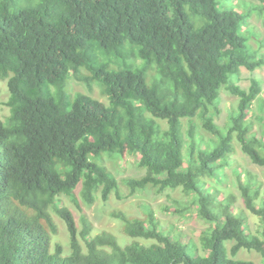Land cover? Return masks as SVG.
I'll use <instances>...</instances> for the list:
<instances>
[{"label": "trees", "instance_id": "16d2710c", "mask_svg": "<svg viewBox=\"0 0 264 264\" xmlns=\"http://www.w3.org/2000/svg\"><path fill=\"white\" fill-rule=\"evenodd\" d=\"M243 24L219 0H0V82L9 94V113L0 112V264H251L235 258L242 248L264 261V224L251 232L236 196L217 195L212 183L226 181L234 141L264 167V139L249 120L255 100L264 110L262 82L238 83L264 55L247 52ZM116 55L136 66L116 67ZM151 67L159 79L149 83ZM72 76L106 86L108 102L67 92ZM223 85L237 97L225 127L214 119ZM196 118L213 137L204 139ZM126 149L144 175L119 180L92 158ZM238 178L245 208L264 219L260 187ZM120 183L131 195L181 188V209L207 224L204 252L181 232H164L150 203L143 218L122 215L131 238L123 245L112 233L92 234L85 214L79 229L59 199L81 185L88 204L97 192L108 200ZM52 211L66 225L67 249L55 240ZM137 239L155 246L143 252Z\"/></svg>", "mask_w": 264, "mask_h": 264}, {"label": "rangeland", "instance_id": "374dc122", "mask_svg": "<svg viewBox=\"0 0 264 264\" xmlns=\"http://www.w3.org/2000/svg\"><path fill=\"white\" fill-rule=\"evenodd\" d=\"M219 8H232L241 12L244 16V24L241 33L246 38V50L252 58L255 53L264 55V12L259 0H219ZM140 61V60H139ZM114 65L119 66H133L136 64L132 59H124L123 57L114 56ZM139 64V63H137ZM85 68L82 69V74H87ZM74 75V74H73ZM239 73L233 75V78L238 77ZM255 76L261 79L262 87L264 90V66L257 68L254 72L243 69L240 74L238 83L244 87H249L251 84V77ZM159 79V74L154 67L147 72V81L152 83ZM106 86L102 85L99 81H94L91 85L72 76L67 83V92L72 95H85L89 94L95 98L108 102V96L103 94ZM221 111L215 115V121L222 127L226 126L228 122L229 112L237 109V97L231 94L228 90L221 88ZM8 91L5 82H0V112L3 115L9 113V107L5 104L8 99ZM264 99V94L261 95ZM249 120L253 124L251 132L255 133L259 138L264 139V110L261 108L260 101H254L252 110L249 114ZM185 120V128H186ZM197 130L204 135V139L212 136V133L201 127V121L196 118ZM94 138V136H93ZM101 156V157H100ZM100 156H93V160L105 165L107 169L112 172L119 180L125 176L139 177L145 174V170L138 164V155L124 150L119 154L103 153ZM102 158V159H101ZM237 172H236V171ZM251 176L253 181L260 187V194L257 199L259 206L264 205V167L258 166L245 154L240 143L234 141V152L231 155V164L224 169L226 181L222 185H218L212 181L216 188L217 195L233 194L236 196V203L240 205L244 216L247 218V227L251 232L256 230L264 224V219L257 214L249 212L245 208L240 189L239 178ZM119 193L112 192L108 200H104L97 192V198L92 204H88L83 199L81 194V185L75 189V196L62 194L59 199L61 204L69 209L74 217L79 229L82 228L81 216L86 215L92 226V234H100L103 232L112 233L117 237L120 244H127L131 242V238L124 233V221L122 215L125 216H138L143 218L145 216L142 208L143 203H150L162 230L164 232H171L178 234L182 233V238L185 242L192 239L198 246V251L204 252V229L207 226L205 221L193 214L194 211L185 212L181 209L183 204L188 201V196L181 188L174 190L167 189L164 193L159 194L155 188L150 187L143 191H138L134 195L129 193V188L120 183ZM169 207H172L169 209ZM179 207L181 211L176 210ZM53 218L58 226V233L55 235V240L60 241L64 247L68 248V231L64 221L53 212ZM183 215V216H182ZM138 246L143 252L151 251L155 244L151 240L137 239ZM233 241L227 240L226 247L230 248ZM192 247V243L190 244ZM189 246V247H190ZM193 248V247H192ZM194 249V248H193ZM192 250V249H191ZM236 259H244L251 261V264H264L261 254L256 250H249L242 248L235 256Z\"/></svg>", "mask_w": 264, "mask_h": 264}]
</instances>
